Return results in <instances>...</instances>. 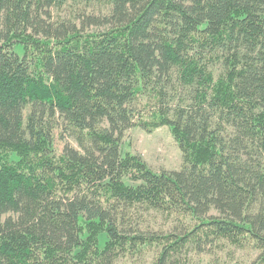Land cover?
Here are the masks:
<instances>
[{
	"label": "trees",
	"instance_id": "16d2710c",
	"mask_svg": "<svg viewBox=\"0 0 264 264\" xmlns=\"http://www.w3.org/2000/svg\"><path fill=\"white\" fill-rule=\"evenodd\" d=\"M68 1L0 0V264H181L218 239L264 264V0H96L106 14L54 21ZM60 118L80 149L56 148ZM134 126L169 127L184 168L125 151ZM139 206L195 222L142 233Z\"/></svg>",
	"mask_w": 264,
	"mask_h": 264
},
{
	"label": "rangeland",
	"instance_id": "374dc122",
	"mask_svg": "<svg viewBox=\"0 0 264 264\" xmlns=\"http://www.w3.org/2000/svg\"><path fill=\"white\" fill-rule=\"evenodd\" d=\"M74 8L78 17L107 13V9L96 0L84 1L75 6L73 1L69 0L62 7H52L50 10L51 17L54 21L68 20L71 18ZM77 24L81 25L80 18L77 19ZM105 28L107 26H90L87 29L88 31H94ZM214 71L217 76L222 71L221 65H216ZM179 93L184 101L186 99L185 103L189 104L188 90L186 92V90L180 89ZM181 103L176 99L174 106ZM104 126H108V123L105 122ZM228 132L230 135L235 134L234 129L229 127ZM122 144L125 151H131L140 156L156 172L179 171L185 166L183 152L167 126L160 127L153 132H147L142 127L134 126L125 132ZM66 145L80 149L72 131L63 118H60L56 130V148L59 152H62ZM131 213L135 217L132 221L135 231L146 234H178L191 227L195 222V219L190 215L169 214L145 206L132 208ZM208 215L220 216L221 214L217 209L212 208ZM104 241L105 237H102V245ZM156 255L155 250L148 249L134 256L119 257L116 259L115 264H152ZM259 255L260 252L256 249L240 247L228 239H218L206 244L202 250L192 248L182 257L181 264H257L256 261Z\"/></svg>",
	"mask_w": 264,
	"mask_h": 264
}]
</instances>
